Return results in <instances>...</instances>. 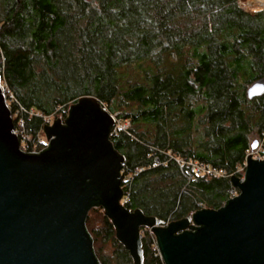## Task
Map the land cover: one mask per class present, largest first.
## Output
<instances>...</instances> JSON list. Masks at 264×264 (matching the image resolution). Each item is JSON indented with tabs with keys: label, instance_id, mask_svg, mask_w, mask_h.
I'll use <instances>...</instances> for the list:
<instances>
[{
	"label": "trees",
	"instance_id": "trees-1",
	"mask_svg": "<svg viewBox=\"0 0 264 264\" xmlns=\"http://www.w3.org/2000/svg\"><path fill=\"white\" fill-rule=\"evenodd\" d=\"M0 77L25 151L47 145L48 117L93 97L128 123L110 137L127 210L163 224L219 210L264 135V95H246L264 77V0H0ZM168 152L226 177L188 183ZM86 227L101 264H134L102 207ZM141 232L142 264H164Z\"/></svg>",
	"mask_w": 264,
	"mask_h": 264
},
{
	"label": "water",
	"instance_id": "water-1",
	"mask_svg": "<svg viewBox=\"0 0 264 264\" xmlns=\"http://www.w3.org/2000/svg\"><path fill=\"white\" fill-rule=\"evenodd\" d=\"M246 95L263 96L264 77ZM115 122L97 99L83 97L64 121L44 127V151L24 153L0 84V264H101L86 227L98 207L134 264H142L143 227L164 264H264V160L248 157L244 181L231 179L239 194L221 209L165 225L122 204L125 159L110 141Z\"/></svg>",
	"mask_w": 264,
	"mask_h": 264
},
{
	"label": "built area",
	"instance_id": "built-area-1",
	"mask_svg": "<svg viewBox=\"0 0 264 264\" xmlns=\"http://www.w3.org/2000/svg\"><path fill=\"white\" fill-rule=\"evenodd\" d=\"M1 85L4 87L5 89V94L7 96V99H8V95H10V91L9 89L3 84V79L1 78ZM12 100H8V103L9 105L11 106V102ZM15 116H19V113H16ZM113 117L116 119V122H115V126L114 128L112 129V133H115L116 130H117V127H122L121 126V123L119 122L118 118H117V115H113ZM53 119V117H48L46 120L51 124V120ZM49 124V125H50ZM19 125L20 126H23V120L22 119H19ZM128 127V124H125L124 127H122L123 129L127 128ZM22 131L20 129H14V133L18 136ZM48 145V144H47ZM47 145L46 146H42V147H35V149H33L32 151H25L22 147H21V150L24 152V153H38V152H42L44 151L46 148H47ZM251 155V159H259L260 161L264 160V135L261 137V139L258 141V145H257V148L256 149H251L247 152V155H246V159H245V162H244V166L242 168H240L238 170V172L236 173L235 176L239 175V171H242V176L239 177L242 181H244L245 179V170H246V165H247V161H248V157ZM167 156L170 158V160H174L177 165L181 168L182 172H183V175L185 176V178L187 179V182L190 183L192 181H194L197 177H203V176H214V177H226V173L222 170H219L215 167H211V166H207V165H204L202 163H199L198 161H195V160H186V159H183V158H180V157H176L172 154V152H168L167 153ZM154 163H155V166H161L163 165L165 162H162L161 159L159 157H156L154 159ZM125 163L123 162L122 163V170H121V181H124V184H123V187L122 189L124 188L123 190V198H122V201L125 200L126 198V194H125V191L126 193L127 192H130L131 190V185H132V180H131V177L130 176H125L124 177V174H125ZM145 169L143 167L139 168L138 170V173H141L143 172ZM239 193H237L236 191H233L232 192V196L230 199H233L235 198ZM205 209V208H203ZM169 223L165 224V225H168ZM148 231L153 235V232L150 228H148ZM142 234V232H141ZM154 236V235H153Z\"/></svg>",
	"mask_w": 264,
	"mask_h": 264
},
{
	"label": "rangeland",
	"instance_id": "rangeland-1",
	"mask_svg": "<svg viewBox=\"0 0 264 264\" xmlns=\"http://www.w3.org/2000/svg\"><path fill=\"white\" fill-rule=\"evenodd\" d=\"M244 10V9H243ZM245 11V10H244ZM247 12V11H246ZM248 13V12H247ZM249 14V13H248ZM250 15V14H249ZM0 79H1V77H0ZM0 83H1V80H0ZM71 107V106H70ZM69 107V108H70ZM61 117V114L59 113L55 118H53L52 120H51V124L55 121V120H57L58 118H60ZM125 124H128V123H121V126L122 127H124V125ZM46 144H48V141H47V139H46ZM239 175H237V176H239V177H241L242 176V171H239V173H238ZM239 192V191H238Z\"/></svg>",
	"mask_w": 264,
	"mask_h": 264
}]
</instances>
